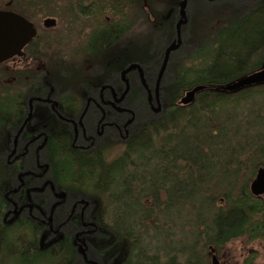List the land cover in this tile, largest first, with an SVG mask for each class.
I'll use <instances>...</instances> for the list:
<instances>
[{"label":"trees","instance_id":"16d2710c","mask_svg":"<svg viewBox=\"0 0 264 264\" xmlns=\"http://www.w3.org/2000/svg\"><path fill=\"white\" fill-rule=\"evenodd\" d=\"M217 2L220 7L200 27L197 41L186 36L178 52L152 56L148 75L156 76L154 101L145 97L146 84L131 88L130 101H122L129 88L120 91L116 120L129 129L127 138L116 130L108 147L84 152L71 146L69 134L54 133L22 155L15 171L5 164L7 149L0 144V185L21 173V190L63 191L70 203L100 207L97 221L114 223L118 237L148 240L150 263L163 241L179 239L188 253L195 240L200 254L201 241L218 247L251 229L255 236L264 233V201L249 190L264 167V82L222 89L264 67V0ZM157 58L165 59L160 75ZM30 85L0 91V128L13 131L27 111V98L45 94L41 85L38 90ZM196 85L205 87L192 102L180 103ZM139 96L144 97L135 99ZM29 199L44 209L51 206L52 213L66 212L65 205H55L54 195ZM111 226L101 231L103 239ZM34 232L32 223L21 226L20 233L32 241ZM36 239L42 245H27L29 252L21 243L17 264H63L51 251L60 250L59 241L53 243L59 233L38 232Z\"/></svg>","mask_w":264,"mask_h":264},{"label":"flooded vegetation","instance_id":"af4514ba","mask_svg":"<svg viewBox=\"0 0 264 264\" xmlns=\"http://www.w3.org/2000/svg\"><path fill=\"white\" fill-rule=\"evenodd\" d=\"M190 3V0H0V12L9 13L11 19L22 16L35 29L31 41L22 48L23 55L16 53L0 61V91L4 86L15 87L22 82L31 84L32 89L38 90L37 84L46 89L45 94L27 98V111L13 131L5 126L0 128V144L7 149L5 164L15 171L22 155L32 149L36 151L54 133L69 134L71 146L84 152L108 147L116 130L121 139L127 138L129 129L117 125L116 115L121 107L118 103L133 99L132 87L148 83L149 54L178 52L186 36H194ZM161 60H157L159 67ZM49 81L59 82L56 83L59 86L54 89ZM122 86L129 90L120 101L117 88ZM52 89L59 93L49 94ZM34 108L42 109L44 117H36ZM99 140L103 143L98 144ZM30 174L41 176L32 171ZM10 178L4 187L0 185V264H17L21 243H25L27 252L30 251L27 245H42L36 239L38 232L59 233V239L53 243L59 241L61 254L52 248L51 251L56 257L61 256L63 264H212L213 257L221 264L218 253L229 242L215 247L208 243L203 246L201 241V253L197 254L195 240L189 241L188 253L181 249L179 239L163 241L156 249L155 261L150 263L148 240L134 243L118 237L112 229L114 223L111 226L97 221L100 207L70 203L63 191L26 192L21 190V173ZM37 195L41 199L54 195L55 205H65L66 212L52 213L51 206L44 209L29 199ZM31 223L36 242L27 233H20L22 225L29 227ZM110 226L109 238L103 239L105 232L101 231Z\"/></svg>","mask_w":264,"mask_h":264},{"label":"water","instance_id":"95a60500","mask_svg":"<svg viewBox=\"0 0 264 264\" xmlns=\"http://www.w3.org/2000/svg\"><path fill=\"white\" fill-rule=\"evenodd\" d=\"M0 25H4V28H0V61L16 53L23 55L22 48L29 43L35 35V29L32 23L22 16L15 15L14 19H11L9 13L0 12ZM164 67L165 59L161 65L159 75L163 71ZM124 73L125 72H123V74ZM261 82H264V67L227 85H224L222 89L232 91L243 86ZM204 87V85H196L187 90L181 96L179 102L182 104L192 102L196 92L202 90ZM249 190L252 195L261 197L264 200V167H259L257 169L255 176L249 184ZM212 264H218L215 257L212 259Z\"/></svg>","mask_w":264,"mask_h":264},{"label":"rangeland","instance_id":"374dc122","mask_svg":"<svg viewBox=\"0 0 264 264\" xmlns=\"http://www.w3.org/2000/svg\"><path fill=\"white\" fill-rule=\"evenodd\" d=\"M190 2H191L190 3L191 6H192L193 15H194V21H195V23H194V32L195 33H194V36H192L194 38L193 41L195 42L200 37V33H199L200 27L204 25V22L207 20V18L210 15L216 14V12L214 11L215 7H217L221 2L211 3L207 0H190ZM220 5H219V7H220ZM219 7H217L216 9H218ZM171 46H174V45H171ZM153 55L154 54H149V65H148V67H150V64L152 62H154L152 60ZM166 55L167 54L165 52V55H162V56L165 57ZM148 70H147L148 83L146 84L147 85L146 86L147 98L154 100L153 97L155 96V92L157 89V84H156L157 81L155 80L156 76H155V78H153L152 76L148 75ZM61 75L66 76V74H64V73ZM73 75H75L74 72H73ZM23 83H25V82H22L21 84H23ZM56 83L59 84V82H56ZM56 83L50 82L49 84L52 85L54 89H56L55 87L59 86ZM54 89H52L48 93L49 94L59 93L58 90L55 91ZM126 89H127V87L125 88L124 86H122L120 88H117V91H118V93H120L121 90H126ZM31 111L32 110L30 109V112H29V115L27 116V119L30 117ZM34 111H36V117L38 116V118H40V117L42 118L45 115V113L42 111V109L34 108ZM0 156H1V154H0ZM218 254L220 255V258H221V264H251V263L252 264H264V233H262L261 235L255 236V235H253V232L251 229L248 232H246L245 234H243L242 236L229 241L228 244L226 245V247L221 252H219Z\"/></svg>","mask_w":264,"mask_h":264}]
</instances>
